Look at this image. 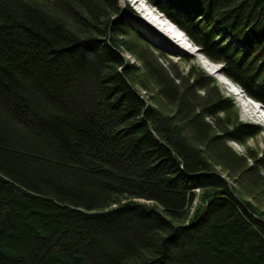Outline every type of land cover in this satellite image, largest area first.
Segmentation results:
<instances>
[{"label":"trees","instance_id":"obj_1","mask_svg":"<svg viewBox=\"0 0 264 264\" xmlns=\"http://www.w3.org/2000/svg\"><path fill=\"white\" fill-rule=\"evenodd\" d=\"M150 1L264 104V0ZM118 10L0 0V264H264V127Z\"/></svg>","mask_w":264,"mask_h":264},{"label":"rangeland","instance_id":"obj_2","mask_svg":"<svg viewBox=\"0 0 264 264\" xmlns=\"http://www.w3.org/2000/svg\"><path fill=\"white\" fill-rule=\"evenodd\" d=\"M135 1H137V3H134ZM118 6H119V10L117 14L113 17L120 18L123 22L127 23L129 27L131 28V30H135V31L142 33L145 41L150 46V49L154 53L160 54L162 56L161 60L165 64L171 62L175 65V67L179 71L183 70L184 72L188 70L190 65L192 64L197 65L199 68H201L204 71V75H209L213 77L218 83V85L222 88L223 92L226 95H229L233 98V100L236 102L239 108V115L242 120L254 122L264 127V123H262L261 121H255L254 119H252V115L250 116V113H248V111L244 109L240 101L243 100L246 102V99L241 98V100H239L237 94L234 92V91L239 90L241 92V95L246 97L247 94L245 93L243 88H241L239 84H237L233 80L231 81L223 73V65L221 63H216L210 60V58H207V56L203 54L198 48V46L192 41L189 35L175 21H173L167 14H165V12L160 10L150 0H118ZM142 9L143 11H141ZM153 11L156 14L158 13V15L159 14L165 15L166 18L170 22L175 24L174 27H172L173 32L175 34H177V32L180 33L179 37H182V38H181V41H179V44H180L179 46L181 47L183 46L185 49L184 48L182 49L180 47H179L180 50H176V51L169 49L167 46H165L161 42L162 40H164V38H159V37L155 38L153 35L150 34V32L146 31L143 28V27L146 28V26L140 23V20H142L141 18L134 19V16L141 17L144 15V13H147V12L150 13L149 15H154ZM184 36L187 37L188 39L187 40L184 39ZM168 40L170 39L168 38ZM175 42L177 41L175 40ZM122 53L124 57L128 60V62L139 64L136 57L133 56L131 53H129V51H127L126 49H123ZM217 67L220 69V71L214 73L213 70L216 69ZM141 92L144 95H146L145 98H148V94L145 92L144 89H141ZM243 92L246 94V96ZM254 102L258 103L256 101ZM261 110L264 111V108L261 107ZM229 143L233 148H235L240 153H244L246 150L245 146L239 142L231 140ZM247 144L255 148L259 152V154L264 153V129L262 130V132H259L258 134L249 138L247 141ZM263 174H264V171H263ZM199 190L200 189L198 188L197 192Z\"/></svg>","mask_w":264,"mask_h":264},{"label":"bare ground","instance_id":"obj_3","mask_svg":"<svg viewBox=\"0 0 264 264\" xmlns=\"http://www.w3.org/2000/svg\"><path fill=\"white\" fill-rule=\"evenodd\" d=\"M134 3H137V1H135ZM141 11H143V9ZM149 14L150 13L147 12V13H144V15L141 17L134 16V19H140L141 18L142 20H140V23H142L143 25L146 26V28L145 27H143V28L146 31L150 32V34L153 35L155 38H158V37L164 38V40H162L161 42L165 46H167L169 49L174 50V51L180 50L179 47L183 49L184 48L183 46L182 47L179 46L180 45L179 41H181V38H182V37H179L180 33L177 32V34H175L173 32V29H172V27H174L175 24L170 22L166 18L165 15H162V14L158 15V13L156 14L154 11H153V14L155 16L149 15ZM153 28H155V29H153ZM165 37H167V38H165ZM168 38L170 40H168ZM184 39L187 40L188 38L184 36ZM175 40L177 42H175ZM218 71H220V69L218 67L213 70L214 73L218 72ZM234 92L237 94L239 100H241V98L246 99V102L243 100H241L240 102L242 103L244 109L247 110L248 113H250V116L252 115V119H254L255 121H261L262 123H264V111L261 110L262 104L260 103L261 104L260 105L259 102L255 103L254 102L255 100L250 98L248 95L246 96V94L244 92L243 93L245 94L246 97L241 95V92L239 90L234 91ZM253 108H254V110H253Z\"/></svg>","mask_w":264,"mask_h":264},{"label":"water","instance_id":"obj_4","mask_svg":"<svg viewBox=\"0 0 264 264\" xmlns=\"http://www.w3.org/2000/svg\"><path fill=\"white\" fill-rule=\"evenodd\" d=\"M254 99V98H253ZM255 100V99H254ZM257 101V100H256ZM258 102H260V101H258ZM261 104H262V107L264 108V104L262 103V102H260Z\"/></svg>","mask_w":264,"mask_h":264}]
</instances>
